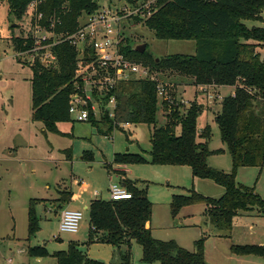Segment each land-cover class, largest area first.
<instances>
[{"label": "trees", "instance_id": "1", "mask_svg": "<svg viewBox=\"0 0 264 264\" xmlns=\"http://www.w3.org/2000/svg\"><path fill=\"white\" fill-rule=\"evenodd\" d=\"M33 1L0 0V4H7V18L13 20L12 25L14 21L20 22L24 16H30L29 4ZM118 1L123 2L121 8L133 12L145 0ZM112 5L113 2L108 7ZM99 9L96 0H41L32 14L42 13L41 26L56 35H65L77 30L83 15H91ZM148 10L150 14L146 17ZM148 10H144L143 18L139 13L133 20L142 21L159 40H195L194 55L176 54L156 61L145 51L140 54L131 50L127 42L118 43L119 51L127 59L142 63L153 75L171 72L190 78L194 87L234 88L232 95L221 100L220 111L214 119L230 157V171L223 172L207 164L210 155L224 151L208 150L211 137L208 126L197 132V116L203 108L195 101L186 109L176 102L174 94L170 97L171 102H160L167 114L164 123L157 126L156 82L149 79L119 83L113 91V117H108L105 112L100 121H94L90 114L86 121L105 136L122 124L152 126L149 137L151 164L187 166L193 178L209 180L223 188L222 196L216 199L193 189L187 195L173 196L169 204L172 217L184 207L202 205L206 223L217 231L229 232L238 215L256 212L258 216H264V200L253 187L239 185L235 180L239 168L264 167V60L258 51L264 47V25L248 28L243 23L258 21L264 24V0H156ZM11 25L10 29L13 28ZM9 39L15 53L32 45L29 37L12 36ZM53 52L56 63L51 67L31 66V121L42 123L43 134L61 135L56 124L71 121L69 102L79 80L74 76L79 50L62 42L53 47ZM89 52L87 49L85 59ZM167 93L171 95V90ZM100 123L106 124L105 131L99 129ZM64 153L66 160H70L71 151L67 149ZM86 159L90 160L91 156ZM113 163L142 164L146 161L139 155L123 153L114 154ZM105 168L109 171L111 165L107 164ZM115 174L130 198L118 201L93 199L88 204V242L114 247L109 264H131V241L141 247L145 263L207 264L203 237L194 242L193 251L179 247L174 241L153 239L150 233L152 204L145 191L125 178L124 172ZM71 196L70 191H63L58 207L69 203ZM35 203L36 199H31L27 209L28 239L39 230ZM121 246H126L123 252ZM229 251L234 256H255L264 260V245L232 244ZM27 253L34 257L47 254L41 247L28 248ZM51 257L56 264H104L89 259L76 244L69 245L66 251L53 252Z\"/></svg>", "mask_w": 264, "mask_h": 264}, {"label": "rangeland", "instance_id": "2", "mask_svg": "<svg viewBox=\"0 0 264 264\" xmlns=\"http://www.w3.org/2000/svg\"><path fill=\"white\" fill-rule=\"evenodd\" d=\"M96 2L104 9L113 2L116 6L112 10L116 12L122 9L123 4L118 0ZM127 11L130 13L128 17L115 28L116 39L121 44L129 43L131 50L138 44H145V53L155 59L176 54L194 55L195 40H159L142 21L133 20L142 10ZM84 16L79 21L83 22ZM262 17L264 19V14ZM12 21L7 18V4H0V264H56L52 253L66 251L73 244L78 245L89 259L109 264L114 256V247L88 242V204L93 199L109 200L110 185L120 183L115 173L124 171L125 177L136 182L152 204L150 233L153 239L174 241L179 247L193 251L194 242L203 237L207 264H264L259 257L234 256L229 251L232 244L264 245V216H258L256 212L238 215L233 219L229 232L217 231L209 225L203 229L202 205L184 207L177 216H171L169 204L173 196L187 195L193 189L216 199L222 196L223 188L209 180L193 178L187 166L151 164L149 137L152 126L122 124L105 136L88 121H77L72 114L70 122L56 124L61 135L43 134L42 123L31 121V66L26 58L15 57L9 42L12 36L28 37L30 16H24L20 22L14 21L16 26L10 29ZM243 23L248 28L264 25L258 21ZM258 51L264 60V47ZM159 78L164 84H170L169 97L174 94L176 102L184 109L189 108L193 101L202 106L197 116V132L208 126L211 132L208 150L224 151L210 155L207 164L229 172L230 157L220 140L214 119L220 111L221 100L229 96L234 88L194 87L190 78L171 72L162 73ZM160 102L158 98L157 126L164 123L167 114ZM257 106L260 108V105ZM105 112L95 106L91 115L94 121H100ZM105 128L106 124H99L100 130L105 131ZM67 149L71 151L70 160H66L64 153ZM123 153L139 155L146 163L114 164V154ZM86 156H91V159L87 160ZM107 164L111 165L110 174L105 168ZM235 180L239 185L253 187L264 200V167L239 168ZM65 190L75 198L64 207L81 211L83 215L77 233L73 234L58 232L56 214L63 208L58 207V200ZM31 199H36L34 212L39 230L28 239L27 209ZM34 247L43 248L47 254L29 256L28 248ZM125 249L126 246L120 247L121 252ZM129 250L131 264H149L142 261L141 247L136 242H130Z\"/></svg>", "mask_w": 264, "mask_h": 264}, {"label": "built area", "instance_id": "3", "mask_svg": "<svg viewBox=\"0 0 264 264\" xmlns=\"http://www.w3.org/2000/svg\"><path fill=\"white\" fill-rule=\"evenodd\" d=\"M150 1L154 0H145L142 2V6L135 10H142L139 12L142 13V18L145 16L144 10L151 5ZM40 3L41 0H35L29 4L28 11L30 16L32 15V19H30L28 37L31 38L32 45L25 51L16 52L15 57L26 58L29 66L40 65L48 68L56 63L53 52L55 45L68 42L79 50L74 70V76L79 80L75 84V92L69 102V114H74L77 121H86L91 113L94 114L95 106L107 112L112 111L108 115L113 117L115 108L113 91L119 83L129 80L149 79L156 82L157 98H160L161 101L171 102L167 93L168 90H171L170 84H164L158 75L150 74L149 69L142 63L127 59L119 51L115 28L121 20L130 14L125 7L117 12L112 10L115 5L105 9L101 8L91 15H85L84 21H79V26L74 33L56 35L40 25L39 22L43 18L42 13L32 14V11ZM149 14L148 10L146 17ZM87 49L90 52L87 53L88 59H85ZM109 192L111 201L130 198L129 193L120 184L112 183ZM95 195L97 196V193ZM82 216V212L78 210L66 208L61 210L58 232L77 233Z\"/></svg>", "mask_w": 264, "mask_h": 264}, {"label": "crops", "instance_id": "4", "mask_svg": "<svg viewBox=\"0 0 264 264\" xmlns=\"http://www.w3.org/2000/svg\"><path fill=\"white\" fill-rule=\"evenodd\" d=\"M225 87H227V86H225ZM217 88H219V87H217ZM231 89L233 88V87H230ZM233 91H234V89H232V91H231V93H230V95H232L233 94ZM125 125H128V124H125ZM112 170V169H111ZM109 172V174L111 173L110 171H108ZM124 173H125V171H124ZM116 175V174H115ZM126 178V177H125ZM71 193V192H70ZM72 194V193H71ZM97 196H98V193H97ZM73 198H75L73 195L71 196V199H70V202L69 203H67V204H64L62 207V209H64V208H66V207H64L65 205H70V203L72 202L71 200L73 199ZM61 209V208H60ZM61 209V210H62ZM59 214H60V212H59ZM59 214H56L57 216H58V220H59ZM58 220H57V222H58ZM201 225L203 226V229H206L207 227H208V223H206V221H205V219H204V217H203V220H202V222H201ZM210 226V225H209ZM88 233H89V230H88ZM204 259H205V255H204Z\"/></svg>", "mask_w": 264, "mask_h": 264}, {"label": "water", "instance_id": "5", "mask_svg": "<svg viewBox=\"0 0 264 264\" xmlns=\"http://www.w3.org/2000/svg\"><path fill=\"white\" fill-rule=\"evenodd\" d=\"M16 26V24H12L11 25V27H15ZM145 48H146V45L145 44H138V45H136L134 48H133V50L135 51V52H137V53H140V54H142L144 51H145ZM158 59H156V61H157Z\"/></svg>", "mask_w": 264, "mask_h": 264}]
</instances>
